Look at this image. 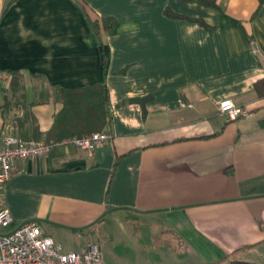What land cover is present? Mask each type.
Instances as JSON below:
<instances>
[{
  "label": "crops",
  "instance_id": "crops-1",
  "mask_svg": "<svg viewBox=\"0 0 264 264\" xmlns=\"http://www.w3.org/2000/svg\"><path fill=\"white\" fill-rule=\"evenodd\" d=\"M216 3L0 0V138L59 137L55 89L106 84L112 105L104 146L15 161L13 226L35 220L67 252L114 243L106 264H264V6ZM10 72L34 104L4 114ZM224 100L251 115L229 120ZM110 218L117 236L96 232Z\"/></svg>",
  "mask_w": 264,
  "mask_h": 264
},
{
  "label": "built area",
  "instance_id": "built-area-1",
  "mask_svg": "<svg viewBox=\"0 0 264 264\" xmlns=\"http://www.w3.org/2000/svg\"><path fill=\"white\" fill-rule=\"evenodd\" d=\"M218 109L219 114L229 120L251 115L248 107L238 106L232 100L220 102ZM110 138L106 130L50 144L24 140L11 134L0 138V264H106L98 245L91 244L83 252H67L53 238L45 236L35 220L13 226L14 219L5 204L4 186L11 178L16 160L45 157L55 145H75L94 151Z\"/></svg>",
  "mask_w": 264,
  "mask_h": 264
},
{
  "label": "trees",
  "instance_id": "trees-1",
  "mask_svg": "<svg viewBox=\"0 0 264 264\" xmlns=\"http://www.w3.org/2000/svg\"><path fill=\"white\" fill-rule=\"evenodd\" d=\"M202 4L218 7L216 0H199ZM260 8L264 6V0H258ZM85 10V8H84ZM90 23L97 35L114 33L117 22L111 18L90 19ZM200 25L211 30L203 21H198ZM250 42L253 38L248 36ZM104 57V56H103ZM105 63V58H104ZM10 92L6 89L4 95V103L1 108L3 113L7 112L12 106L23 105L24 108L30 107L33 102H30V97L26 92H20L22 87V76L17 72H10ZM264 87V81H262ZM257 90L261 88L256 87ZM4 92V93H5ZM56 99L63 104V108L58 114L55 122L56 127L64 124L65 128H61L62 134L59 137L54 134L53 130L45 135L44 142L58 143L68 138L84 137L96 132H102L110 124L112 119V105L110 101V91L106 84H97L93 86L77 88V89H55ZM153 96H147L141 99H132L130 102L140 103L144 107L147 102L151 101ZM47 96L40 98L39 104L47 102ZM30 114L29 111L25 113ZM54 125V128H55ZM56 137V138H55ZM42 134L38 127H34L31 140L43 141ZM55 138V139H54ZM230 264H256L251 262L233 261Z\"/></svg>",
  "mask_w": 264,
  "mask_h": 264
},
{
  "label": "rangeland",
  "instance_id": "rangeland-1",
  "mask_svg": "<svg viewBox=\"0 0 264 264\" xmlns=\"http://www.w3.org/2000/svg\"><path fill=\"white\" fill-rule=\"evenodd\" d=\"M20 92H22V91H20ZM118 227H119V225H118V221L116 220V218H110L106 221V223L104 225L98 226L96 232L102 231L101 233L103 235V230H107L108 232H112V234H116V236H117ZM69 244L75 245L76 243L74 244V242H70ZM113 246H114V243H113V245L111 244L107 248H104V250H103V254H104V258H105L104 260L111 261L112 256L110 255V250H112ZM74 250L80 252L79 249L75 248Z\"/></svg>",
  "mask_w": 264,
  "mask_h": 264
}]
</instances>
